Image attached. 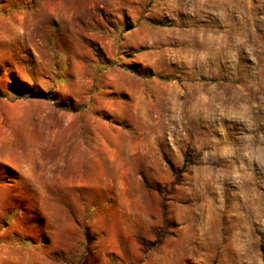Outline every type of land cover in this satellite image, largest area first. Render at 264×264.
Instances as JSON below:
<instances>
[{"label":"rangeland","instance_id":"1","mask_svg":"<svg viewBox=\"0 0 264 264\" xmlns=\"http://www.w3.org/2000/svg\"><path fill=\"white\" fill-rule=\"evenodd\" d=\"M264 0H0V264H264Z\"/></svg>","mask_w":264,"mask_h":264},{"label":"trees","instance_id":"2","mask_svg":"<svg viewBox=\"0 0 264 264\" xmlns=\"http://www.w3.org/2000/svg\"><path fill=\"white\" fill-rule=\"evenodd\" d=\"M262 258H263V260H264V250H262Z\"/></svg>","mask_w":264,"mask_h":264}]
</instances>
